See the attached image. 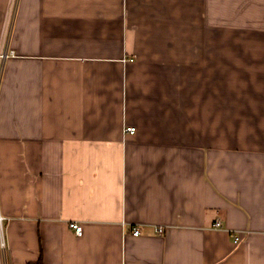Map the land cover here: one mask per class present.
<instances>
[{"label": "crops", "instance_id": "crops-1", "mask_svg": "<svg viewBox=\"0 0 264 264\" xmlns=\"http://www.w3.org/2000/svg\"><path fill=\"white\" fill-rule=\"evenodd\" d=\"M0 210V264H264V0H0Z\"/></svg>", "mask_w": 264, "mask_h": 264}, {"label": "built area", "instance_id": "built-area-1", "mask_svg": "<svg viewBox=\"0 0 264 264\" xmlns=\"http://www.w3.org/2000/svg\"><path fill=\"white\" fill-rule=\"evenodd\" d=\"M5 56V54H4ZM126 131L130 132V133H134L136 131V126H127L126 127ZM5 220L6 217L2 214L1 210H0V247L5 250L7 248V243H6V225H5ZM221 221L218 220L215 222V226L219 227L221 226ZM70 226L75 230L76 234L78 235H82L83 234V226L78 223V222H72L70 224ZM164 228L162 226H159L157 228L158 232H163ZM134 235H138L140 234V229L138 227H134L133 228V232ZM240 236L236 235L235 236V240L239 241Z\"/></svg>", "mask_w": 264, "mask_h": 264}]
</instances>
